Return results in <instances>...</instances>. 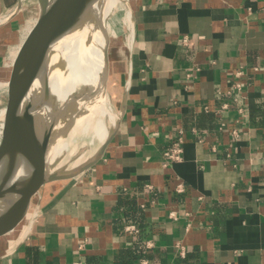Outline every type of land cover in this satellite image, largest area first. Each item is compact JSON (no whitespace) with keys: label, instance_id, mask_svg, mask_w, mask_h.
Returning <instances> with one entry per match:
<instances>
[{"label":"crops","instance_id":"0c3cea01","mask_svg":"<svg viewBox=\"0 0 264 264\" xmlns=\"http://www.w3.org/2000/svg\"><path fill=\"white\" fill-rule=\"evenodd\" d=\"M128 1L113 137L43 186L0 264H264V0ZM18 4L0 0V17Z\"/></svg>","mask_w":264,"mask_h":264},{"label":"bare ground","instance_id":"6f19581e","mask_svg":"<svg viewBox=\"0 0 264 264\" xmlns=\"http://www.w3.org/2000/svg\"><path fill=\"white\" fill-rule=\"evenodd\" d=\"M131 19L133 20V15L128 13L127 21L131 22ZM104 23L98 6L72 18L47 42L41 68L33 72L31 92L37 99V144L42 152L46 143H49V173L60 164L57 157L66 144L56 136L63 132L62 118L69 115V110L78 111L77 122L89 121L98 114H108L112 119L113 129L118 123L119 114L111 108L107 96L111 70L100 44ZM130 29L132 30V25ZM55 99L64 102L63 108L59 107L62 112L64 110L63 113L66 111L62 118L53 115ZM3 109L0 111V119ZM53 119L57 121L52 122ZM17 128L9 138L10 145L22 143L24 129L22 126ZM95 131L101 138V143L110 132L100 121L95 125ZM78 164L80 160H77L76 165ZM34 173L35 167L26 155L16 157L0 173V217L29 189Z\"/></svg>","mask_w":264,"mask_h":264},{"label":"water","instance_id":"95a60500","mask_svg":"<svg viewBox=\"0 0 264 264\" xmlns=\"http://www.w3.org/2000/svg\"><path fill=\"white\" fill-rule=\"evenodd\" d=\"M38 1L40 10L12 62L7 85V101L0 119V173L16 157L26 155L35 167V175L29 189L0 217V236L10 232L18 225L24 217L31 199L46 183L75 177L95 164L103 155L114 133L113 130L95 155L84 164L69 172H48L47 150L49 143H46L42 152L37 144V99L31 92L33 72L36 69L40 70L47 42L51 37L72 18L100 6L105 0ZM21 126L24 129L22 143L10 145L9 138L13 130L17 127L19 129Z\"/></svg>","mask_w":264,"mask_h":264},{"label":"rangeland","instance_id":"374dc122","mask_svg":"<svg viewBox=\"0 0 264 264\" xmlns=\"http://www.w3.org/2000/svg\"><path fill=\"white\" fill-rule=\"evenodd\" d=\"M15 8L16 7H14V9ZM130 8L131 4L128 0H105L100 6H98V11L105 20L100 44L102 53L105 54V58L107 59L111 70L107 88L108 102L111 108L118 114L120 96L119 90L116 88L115 80L112 77L114 67L113 57L120 52L123 44L122 39L126 36L125 33L128 32V34H130L131 23H126V17ZM39 10L40 7L38 0H23L20 1L19 7L15 13L12 15L7 14V18H4L5 16L0 17V111L4 108L7 101L5 86L8 85L12 62L23 39L31 29ZM81 90L82 87L80 86L79 91ZM63 106V101L55 99L53 101V115L60 116V118L65 116L64 114L66 111L63 113L64 110L63 112L60 110ZM77 113L78 111L75 109L69 110V115L62 118L64 126L61 131L63 130V132L61 133L62 135L60 134L56 137H58V139L62 138L61 140L59 139L60 142L63 141L62 143L66 145L57 157L60 164L59 166L58 164L56 165L54 171L69 172L81 164H84L95 155L102 145L101 138L95 131V125L98 121L102 122V124L109 129L110 132L107 137L114 130L112 127V119L108 114H98L89 121L77 122ZM54 120L55 119H53L52 122H54ZM72 121L73 123H71ZM77 160H80V164L78 165H76ZM40 191L31 199L32 201L29 203L25 216L21 219L18 225L13 230L0 237V244L1 242H4L5 239L10 240L11 238L13 241H17L25 236L30 229L31 224L34 222L36 212L39 211Z\"/></svg>","mask_w":264,"mask_h":264},{"label":"built area","instance_id":"2783aa9c","mask_svg":"<svg viewBox=\"0 0 264 264\" xmlns=\"http://www.w3.org/2000/svg\"><path fill=\"white\" fill-rule=\"evenodd\" d=\"M23 1V0H20ZM244 72L242 70H239L236 73V79L232 82V90L228 91L229 94H232L234 91L240 92L242 90L243 86V78ZM235 100L238 101V97H235ZM228 106V104H225L224 107ZM183 143L184 139L183 136L178 135L174 138H171L169 141V146L167 150H165L164 155L166 158H168L172 162L179 161L182 158L183 153ZM129 230H136L137 228L134 225H129L127 227ZM182 248V247H181ZM183 253V250H182ZM77 264H81V262H78ZM142 264H147V262H143Z\"/></svg>","mask_w":264,"mask_h":264}]
</instances>
